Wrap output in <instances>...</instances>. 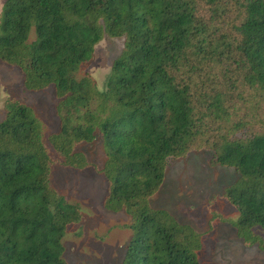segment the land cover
I'll return each instance as SVG.
<instances>
[{"label":"trees","instance_id":"trees-1","mask_svg":"<svg viewBox=\"0 0 264 264\" xmlns=\"http://www.w3.org/2000/svg\"><path fill=\"white\" fill-rule=\"evenodd\" d=\"M105 36L123 46L102 90L78 72ZM0 61L26 90L51 88L57 119L44 134L29 104L6 100L0 264H66L81 211L51 184L49 145L60 164L101 173L103 207L130 217L120 264H200L201 235L150 205L168 160L192 150L238 173L223 192L238 237L264 231V0H5ZM98 136L100 168L78 148Z\"/></svg>","mask_w":264,"mask_h":264},{"label":"rangeland","instance_id":"rangeland-1","mask_svg":"<svg viewBox=\"0 0 264 264\" xmlns=\"http://www.w3.org/2000/svg\"><path fill=\"white\" fill-rule=\"evenodd\" d=\"M5 0H0V12ZM35 36L30 33V39ZM123 38L105 36L95 46L91 59L80 66L78 76L87 74L97 88L105 89L112 61L120 53ZM17 67L0 61V120L9 97L29 104L42 124L44 134L56 130L55 100L51 88L28 91L22 86ZM51 171V184L69 202L79 206L81 217L70 224L62 238L66 264H120L131 237L130 217L124 211L102 205L106 182L96 169H76L60 164L59 155ZM88 161L100 168L105 159L99 136L78 146ZM234 168L215 163L212 152L197 149L168 160L165 176L150 205L164 208L179 222L191 225L201 235L197 251L200 264H264V231L253 230L256 241L244 243L232 221L237 209L224 198L225 188L234 182Z\"/></svg>","mask_w":264,"mask_h":264}]
</instances>
